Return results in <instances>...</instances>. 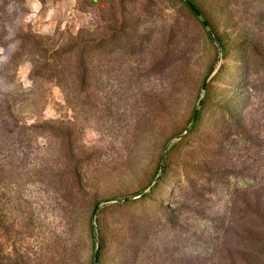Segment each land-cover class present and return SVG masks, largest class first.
Masks as SVG:
<instances>
[{
    "label": "rangeland",
    "instance_id": "rangeland-1",
    "mask_svg": "<svg viewBox=\"0 0 264 264\" xmlns=\"http://www.w3.org/2000/svg\"><path fill=\"white\" fill-rule=\"evenodd\" d=\"M196 1L225 53L179 0H0V264H53L58 237L87 256L83 209L146 191L167 145L154 195L100 206L103 264H125L122 222L144 207L163 216L144 264H264L236 246L259 234L264 190V63L237 45L264 55V15L255 0ZM202 95L200 125L175 139Z\"/></svg>",
    "mask_w": 264,
    "mask_h": 264
},
{
    "label": "trees",
    "instance_id": "trees-1",
    "mask_svg": "<svg viewBox=\"0 0 264 264\" xmlns=\"http://www.w3.org/2000/svg\"><path fill=\"white\" fill-rule=\"evenodd\" d=\"M179 1L182 2L184 5H186V7L190 11V13L196 18L197 22L204 29V31H205L206 35L208 36V38L210 39V41H212L213 43H216L214 41L213 37L211 36L210 32L208 31V29L206 28V26L202 22V20H200V18L196 15V13L190 8V6L187 4V2L185 0H179ZM191 1L200 10V12L204 16L205 20L208 22L210 29L212 30L213 34L215 35V37L217 38V40L219 42L221 51L223 53H225L227 51V48L224 44V41L222 40L221 36L217 33V31L214 30L212 21L210 20V18L206 14V11L200 5V3H198L196 0H191ZM255 2L257 4V7H259L261 5L259 10H261L260 12H262V14L264 15V0H255ZM124 25H125V22L122 20L120 22V27H122ZM92 44H93V47H92L93 51L96 52L97 49L99 48L100 44H98V43H92ZM259 46H260V44L258 45L257 42H252L250 40H243L240 42V44L237 45V48H239V51L242 55L243 61H246L249 58V55H252V56L255 55L258 58H261L263 63H264V55H261V52L259 50ZM70 51L72 54L76 55V57L80 58V60H81L80 64L78 65L76 75H77L78 85L80 88H82V85L86 84L87 77H88L87 76L88 69L86 66L87 63L85 60H83L84 48L78 45L77 47L72 48ZM48 67H46V70L51 69V67H49V68ZM57 67H58V65H55V67H54L55 70L58 69ZM245 68H246V66H245ZM245 68H244V71H245V78H246V76L250 75L251 72H248V70H247L248 68L247 69H245ZM206 96L207 95H205L203 97L201 106L206 104V100H204L206 98ZM201 106H200V108H201ZM193 116H194V114H193ZM228 117H229V120L233 119V117L231 115H229ZM201 119H202V114H201V109H199L197 120L194 123V125L191 127L190 131H194L200 125ZM226 139H228V138H226ZM0 155H1V153H0ZM1 160H2V158H0V162H1ZM75 164H77V161L75 162ZM159 169H160V166H159ZM165 169H166V162L164 165L163 173H162L159 181L156 183V185L149 192H147L146 194L142 195L140 198L135 199V200L125 201V202H116V201L115 202H109V203H111L110 204L111 207L118 210L119 212L125 213V212H127V210L132 205L138 203L139 201L146 200L151 195H154V193L156 192V189L158 188V186L160 185V183L164 177ZM1 170H2V168H1V163H0V171ZM1 175L2 174L0 172V185H1V181H2ZM69 179H70L69 192L71 194H79L78 188L82 187L81 184L83 183V178L80 176V179H77L75 176L74 177L72 176ZM150 186H148V188ZM143 192L144 191L140 192L139 194H142ZM124 197H127V196H124ZM117 198H121V197H114V198L107 199V200H114ZM100 202L101 201L95 202L94 208ZM106 204H108V203H106ZM259 204H261V209H262V213L261 214L259 213L258 217H257L260 219V222L257 226L259 229L258 230L259 234L255 235V236H253V235L245 236V240L240 239V242H238L236 244V246L238 248H241L244 250L258 251V253L262 255L261 258L264 259V190H263V193H262L261 198L259 200ZM101 207H99V209H98V217H97V227H98L99 235H102V220L100 218V213H101L100 208ZM94 208H93V210H94ZM61 209L63 212V210L65 211L66 207L62 206ZM83 211L84 212L81 213V215L78 219V223L76 225H77V231L79 232V230H80V232H85L86 235L81 234L77 237V239L79 241L78 244H81V243L82 244L86 243L85 245L90 244V249L87 248V256L81 257L78 254H76V256H75L74 254H72V252H70L71 248L68 246L66 240H65V242H66L65 244H61V243H63V241H60L61 237H58L55 240L53 249H51V251H50V253H51L50 258H51V261L53 262V264H70L72 262V260H74V261L71 264H93L95 250H96V239H95L93 220H92L93 211H92V213H89V214L86 213L85 209H83ZM250 213L253 214V212H250ZM162 217H163L162 215L161 216H159V215L155 216V214L151 213L150 209L147 207H144L143 209L141 208L140 210L136 209L131 214H126L125 219L122 222L123 226H124L125 234H124V237L122 239L123 242L119 244V245H121V247L123 249L122 251L125 252L124 253L125 264H131V263L132 264H144V260L146 258L147 245L150 244L151 242L155 241V240H157V241L159 240L158 234L162 230L160 228L157 229V227L163 226ZM3 219H4V216L2 215V218L0 216V223ZM153 226L154 227L156 226V229H154ZM100 239H101L100 240L101 241V253H100L99 264H103V261L101 259V255H102V242H103L104 238H102V236H101ZM67 241L69 242V244L71 243L70 238L67 239ZM251 244H254V245L251 246ZM71 246H72V244H71ZM83 251L85 252V250H83ZM157 251H158V248L155 249V252H157ZM73 255H74V258H72ZM70 260H71V262H70ZM16 264H19V263H16Z\"/></svg>",
    "mask_w": 264,
    "mask_h": 264
},
{
    "label": "water",
    "instance_id": "water-1",
    "mask_svg": "<svg viewBox=\"0 0 264 264\" xmlns=\"http://www.w3.org/2000/svg\"><path fill=\"white\" fill-rule=\"evenodd\" d=\"M185 1L190 6V8L196 13V15L200 18V20H202V22L204 23V25L206 26V28L210 32L211 36L213 37L214 41L216 42L217 46L221 50L217 38L213 34L212 30L209 27L208 22L205 20L204 16L200 12V10L193 4V2L191 0H185ZM202 89H203V92L205 93L206 89H207V79L205 80ZM203 97L204 96L202 95L201 98L199 99V102L197 104V108H196L194 116H193V118H192V120L190 122V125L188 126V128L185 130L184 133L176 136L175 139L182 138L185 134H187L189 132L191 127L194 125V123L197 120V116H198V113H199V109H200ZM168 148H169V145H167L165 150H164V153H163V156H162V160H161V164H160L159 172H158L155 180L151 184V186L146 191H144L142 194H139V195H136V196H133V197H121V198H117V199H114V200H104V201H101L99 204H97L95 206V208L93 210V214H92L93 227H94V233H95V239H96V250H95L93 264H99L100 253H101V241H100V238H99V232H98V227H97V215H98V209H99L100 205L106 204V203H109V202H115V201L116 202H125V201L135 200V199L140 198L142 195L146 194L147 192H149L156 185V183L159 181V179H160V177H161V175L163 173V169H164V165H165V160H166Z\"/></svg>",
    "mask_w": 264,
    "mask_h": 264
}]
</instances>
